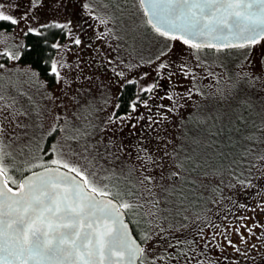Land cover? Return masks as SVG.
I'll return each mask as SVG.
<instances>
[{
	"label": "rangeland",
	"instance_id": "rangeland-1",
	"mask_svg": "<svg viewBox=\"0 0 264 264\" xmlns=\"http://www.w3.org/2000/svg\"><path fill=\"white\" fill-rule=\"evenodd\" d=\"M0 3L6 5V11L17 15L29 7V0H0ZM11 3H16L19 7L8 8L7 5ZM85 3L91 7L85 9ZM33 16L35 19L31 18ZM144 19L139 0H42V4L30 12L27 23L20 19L10 31H0V53L4 49L20 52L28 27H37L39 31L43 28L40 27L42 24L57 28L51 24L52 20L66 25L60 27L64 35L53 43L60 47L54 48L51 56L58 64H63L58 83L53 76L51 79L40 77L30 66L18 62V58L6 59L0 55V65H3L0 67V152L5 155L6 163L15 166L9 171L19 179L38 168H27V164L32 163L33 157L37 155L34 146L38 142L44 147L42 158H52L53 154L47 151L51 140L44 134L58 114L61 117L59 122L64 125L69 137L74 134L72 128L81 129L79 139H61V144L66 146L64 157L86 169L89 174L96 173L98 181L115 185L125 193L124 198L133 204L127 215L136 226L138 239L142 231L151 230L150 234L161 240L160 244L150 242V251L141 257L145 264H174L177 257L180 264H183L188 252L182 253L181 249L191 246L181 244L180 249L173 238L181 241L196 239L199 248L193 251L192 258L200 261V264H208L209 261L204 258L208 253L215 260L213 264H264V239H261V234L264 233V210H261L258 199L264 198V130H261V143L256 146L259 137L254 130L256 121L253 120L258 117V122L261 123L264 119V91H261L259 83L250 92L254 107L238 132L235 131V125L233 131H228L227 114L224 117V130L220 135H211L208 131L212 125L211 119L199 127L195 123H187L186 127L177 128L178 119L173 123L159 124L155 113L158 108L167 111L161 106L169 102L167 98H163L162 88L156 90L162 99L152 97L156 105L152 108V121L147 120L148 109L139 105L138 111L143 114V118L137 120L135 113L128 108L127 112L133 116L132 120H125L123 123L117 120L103 131L100 130L110 113H116L121 85L126 84L125 80L135 85L133 100L136 95L146 98V94L139 92L138 87L151 82L153 78L167 86L168 78L157 77L155 68L148 63L160 46V38L145 26ZM77 38L80 40L78 44L75 43ZM206 51L208 55L204 58L216 61L215 64L209 63V69L221 77L231 75L236 70L240 50L220 51L218 55L214 50ZM180 52L181 49H174L173 59ZM261 55H264V42L253 47V59ZM129 64L133 67H128ZM121 71L124 72V77L119 75ZM65 78L69 81L68 84H64ZM214 82L215 77L201 83L209 85ZM220 86H227L225 79H221ZM202 90L209 94L207 99L198 97L203 114L207 115L210 109L218 106L216 98L211 95L215 88L203 87ZM85 106L91 115L82 111ZM65 115L68 117L67 123ZM159 120H163V117ZM87 121L97 126L95 130L85 126ZM220 127L217 123L212 131ZM169 134L179 138L175 144L165 147L158 136ZM137 144L150 146L151 150L158 147L161 151L171 152L175 149L179 156L190 157L184 161L185 167L195 168V171H185L182 174L183 180L176 181L175 184L177 192L183 190L184 197L187 198L184 203L180 202L184 197L178 198L160 187H172L173 181H162L159 168L152 171L154 182L143 180L140 163L136 159ZM177 145H183V148ZM185 148L187 151H184ZM243 156L245 158L241 160V166L235 165V161L238 162ZM221 169L225 185L231 179L234 187L222 186L219 193L214 195L210 189L221 179L214 173ZM204 173L209 175L205 176ZM229 173H232L231 177ZM247 180L252 182L251 187L239 183ZM153 183L155 187L152 186ZM128 193L131 195H127ZM165 197L172 203L167 204ZM210 197L218 203H209ZM157 199L161 207L170 209L171 214H156L163 215L165 219H157L150 224V202ZM232 201L239 202V206L228 207ZM244 205L249 207L245 208ZM205 208L208 209L206 214L210 220L215 222L216 216H219L228 224L227 234L235 241L233 245H228L223 237L217 236L216 241L224 246L222 249L217 248L215 255L211 247L204 249L200 244L201 238L195 235V229L200 225L196 216L201 215ZM177 212L180 215H176ZM228 215L236 221L235 225L224 219ZM184 216L189 219L184 220ZM181 224L188 226L181 228ZM157 225L164 231L160 232ZM234 227H241V232H235ZM249 227L251 234L248 232ZM209 231L210 228L204 229L206 234ZM216 231L223 232L224 229L217 228ZM240 236L245 237L243 245L239 242ZM200 252L203 255H199ZM153 256L159 259L154 260ZM188 264H192V261L189 260Z\"/></svg>",
	"mask_w": 264,
	"mask_h": 264
},
{
	"label": "snow or ice",
	"instance_id": "snow-or-ice-1",
	"mask_svg": "<svg viewBox=\"0 0 264 264\" xmlns=\"http://www.w3.org/2000/svg\"><path fill=\"white\" fill-rule=\"evenodd\" d=\"M41 4L42 0H29V7L17 15L6 11V5L0 3V22L16 25L20 19H24L27 23L30 12ZM139 4L144 13L145 26L160 38V46L148 63L155 68L157 77H167L168 82L165 87L159 79L153 78L151 82L138 87L139 92L146 94V98L136 95L129 104L136 119L143 118V114L138 111L139 105H143L149 112L147 120H153L151 112L156 105L152 97L162 99L160 93L156 91L162 88L163 98H167L169 102L161 106L167 111L158 108L155 113L159 124L173 123L178 119L177 128L186 127L187 123H195L199 127L211 119L212 125L208 131L211 135H220L224 130V117L227 114L228 131H233L235 125V131L238 132L241 125L247 122L248 114L254 107L251 90L259 83L261 91H264V55L255 60L252 56L253 47L264 42V0H139ZM7 7L14 9L19 5L11 3ZM83 7L87 9L91 5L85 3ZM31 18L35 19L34 16ZM51 24L57 27L66 26L56 20H52ZM40 27L47 25L42 24ZM27 31L39 34L37 27H28ZM75 43H80L79 38ZM51 46L60 47L59 44ZM177 48L181 49V52L173 59V50ZM225 48L240 51L236 70L231 75L225 74L221 77L208 67L210 62L215 64L216 61L204 57L208 55L206 49H215L218 55ZM0 55L6 59H16L20 53L4 49ZM49 59L50 64L46 66V71L51 73L58 83L61 80L60 68L63 64H58L56 59ZM128 67L133 65L129 64ZM119 75L124 77L125 74L121 71ZM143 75L146 76L147 73ZM213 77L214 84L201 83ZM222 78L227 82V86L223 88L220 86ZM129 82L125 80V83ZM68 83L65 78L64 84ZM203 87L215 88L211 95L216 98L218 105L210 109L207 115L203 114L202 105L198 100V97L207 99L209 95L202 90ZM82 111L91 115L87 106ZM160 117H163V120H159ZM60 119L57 114L44 134L51 140V146L47 151L53 154L52 158L49 160L42 158L44 147L41 143L38 142L34 146L37 155L33 157L32 163L27 164V168L38 167L39 171H29L28 175H22L17 179L9 171L15 166L6 163L5 155L0 152V264H145L141 257L150 251V242L160 244L161 240L155 239L150 234L151 230L142 231L139 239L134 236V230L129 226L131 221L125 219L133 204L124 198L125 193L118 190L115 185L98 181L96 173L89 174L86 169L64 157L66 146L61 144V139L77 140L81 137V129L72 128L74 134L69 137L65 133L64 125L59 122ZM64 119L67 123V115ZM132 119L133 116L127 111L119 115L113 111L104 120L100 130L103 131L117 120L123 123ZM217 123L221 127L213 132L212 128ZM85 126L93 130L97 127L91 121H87ZM260 129L264 130V119L261 120ZM178 138L171 134L158 136L165 147L175 144ZM177 147L183 148V145ZM136 148L138 153L136 159L140 163L143 180L154 182L155 176L152 171L159 168L162 181H173L172 187L161 185L163 191L177 195L178 198L184 197L183 190L177 192L175 184L176 181L183 180L182 174L185 171H195V168L185 167L184 161L190 157L179 156L175 149L171 152L161 151L158 147L151 150L150 146L139 144ZM145 172L148 174L144 175ZM214 174L221 177L220 182L213 184L210 189L214 195L219 193L222 186L234 187L231 179L225 185L222 169L216 170ZM204 175L208 176L209 173ZM228 175L231 177L232 173ZM239 183L246 187L252 186L250 180ZM152 186L156 185L153 183ZM164 199L167 204L172 203L167 197ZM186 199L184 197L180 202L184 203ZM228 199L231 200V197ZM258 199L261 210H264V198ZM208 202L218 203L211 197ZM150 203L152 204V211L148 213L152 216L150 224L154 220L165 219L163 215L156 214L165 212L171 214L168 207L160 206L159 199ZM227 206L230 208L239 206V202L232 201ZM207 210L203 209L201 215L196 216L200 225L196 227L195 235L201 238L200 244L204 249L213 244L216 248L222 249L224 245L216 241V237L221 236L228 245H233L235 241L227 234L228 224L219 216H216L213 222L207 216ZM176 215L180 213L177 212ZM183 219L188 220L189 217L184 216ZM224 219L228 220L229 224H236L230 215ZM187 226L180 225L181 228ZM157 227L160 232L164 231L159 225ZM205 228H210L211 231L206 234ZM217 228H223L224 231L217 232ZM233 230L240 233L241 227H234ZM248 232L251 234L250 227ZM173 239L176 244L191 246L181 249L182 253L188 252L183 264H188L189 260L192 264H200V261L192 258L193 251L199 248L194 239L183 241ZM244 239L243 236L239 237L241 245L244 244ZM261 239H264V233L261 234ZM199 255H203V252ZM152 259L159 258L153 256ZM174 264H180L179 257ZM208 264L213 262L209 260Z\"/></svg>",
	"mask_w": 264,
	"mask_h": 264
},
{
	"label": "trees",
	"instance_id": "trees-1",
	"mask_svg": "<svg viewBox=\"0 0 264 264\" xmlns=\"http://www.w3.org/2000/svg\"><path fill=\"white\" fill-rule=\"evenodd\" d=\"M13 27V24L10 22H0V31L1 30H7L10 31ZM64 35L63 30L60 27L52 28V27H43L39 34L37 33H29L27 32L24 35V42L23 46L20 48V56L18 57V62L21 64L30 66L32 69H34L40 77H44L47 79H51L52 75L51 73L46 71V66L50 64V59L54 50L53 43L57 38H62ZM45 41H47V44H45ZM32 45V48H29L28 46ZM235 50V49H231ZM43 58H40V57ZM135 93V85L133 83H126L123 85L121 89V93L118 97V104L119 107H117V114L123 113L125 111H128L129 104L132 102L134 98ZM256 121V125L254 127L255 132H258V140L256 142V146H259V143H261V129H260V122H258V117L253 119ZM245 157L239 159V161H235V165L241 166V160H243ZM37 169V168H36ZM127 221H131L130 225L131 228L134 230L133 233L137 237L136 231H135V225L133 224V221L131 220L129 215H126Z\"/></svg>",
	"mask_w": 264,
	"mask_h": 264
},
{
	"label": "flooded vegetation",
	"instance_id": "flooded-vegetation-1",
	"mask_svg": "<svg viewBox=\"0 0 264 264\" xmlns=\"http://www.w3.org/2000/svg\"><path fill=\"white\" fill-rule=\"evenodd\" d=\"M194 240L196 241V239H194ZM179 245H180V249H181V244H179ZM211 248H212V253H213V255L217 254V251H215V250H218V249L215 247L214 244L211 245ZM180 249H179V250H180ZM208 254H209V253H208ZM208 254H205L204 258L207 259L208 261L211 260V261L214 263L215 260L213 259V257H210V255H208ZM213 255H211V256H213ZM208 258H209V259H208Z\"/></svg>",
	"mask_w": 264,
	"mask_h": 264
},
{
	"label": "water",
	"instance_id": "water-1",
	"mask_svg": "<svg viewBox=\"0 0 264 264\" xmlns=\"http://www.w3.org/2000/svg\"><path fill=\"white\" fill-rule=\"evenodd\" d=\"M230 49H235V48H225V49H223V50H221V51H224V50H230ZM207 50H214L215 51V49H207ZM35 171H39V169H37V170H35ZM65 171H67V170H65ZM29 174V173H28ZM28 174H26V175H28ZM123 211V210H122ZM126 219V218H125ZM129 226H130V224H129ZM130 228H131V226H130ZM134 235V234H133Z\"/></svg>",
	"mask_w": 264,
	"mask_h": 264
}]
</instances>
